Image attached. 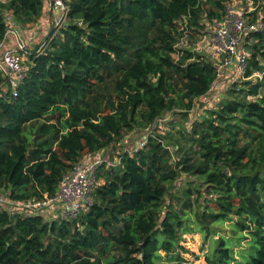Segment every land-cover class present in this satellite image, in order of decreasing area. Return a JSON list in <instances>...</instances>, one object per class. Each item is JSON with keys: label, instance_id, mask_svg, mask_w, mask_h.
Listing matches in <instances>:
<instances>
[{"label": "trees", "instance_id": "16d2710c", "mask_svg": "<svg viewBox=\"0 0 264 264\" xmlns=\"http://www.w3.org/2000/svg\"><path fill=\"white\" fill-rule=\"evenodd\" d=\"M233 1L66 2L68 23L28 56L18 96L7 87L0 96V188L13 199L54 196L87 156L112 152L120 164L99 168L77 219L0 212V264H182L192 231L213 242L207 264H264V0H250L263 29L246 44L242 80L191 118L217 96L216 62L195 46ZM46 10L45 0H0V43L7 16L33 31ZM138 132L141 147L116 151ZM227 222L232 237L220 234Z\"/></svg>", "mask_w": 264, "mask_h": 264}, {"label": "built area", "instance_id": "2783aa9c", "mask_svg": "<svg viewBox=\"0 0 264 264\" xmlns=\"http://www.w3.org/2000/svg\"><path fill=\"white\" fill-rule=\"evenodd\" d=\"M67 1L45 0L46 7L53 17V20L50 21L48 38L52 33L56 35L68 23ZM255 10V7L245 8L243 12L236 9L234 3H229L225 16L221 20H214L211 23L212 28L206 31L207 48L211 50L212 58L216 62L217 80L213 87H216L217 83L224 79L232 69H236L242 76L244 75L249 55L247 51V53L244 51L243 43L245 41L248 45L254 44L255 41L250 37L251 34L263 29L262 21L249 22L248 15ZM7 23L9 29L4 40L0 43V72L4 77V82L0 86V96L3 95V90L7 87L10 89L12 97H17V89L27 74L24 59L33 52L37 56L43 55L48 48L49 39L43 40L34 51L31 49L29 41L23 38L24 30L17 28L12 16H7ZM9 35L13 36L14 47L6 44ZM5 46L11 49L4 51ZM256 76L261 77L258 74ZM104 164L119 165L120 159L116 158L112 161L109 155L101 153L85 157L83 161L74 164L72 169L63 176L60 188L54 196L44 194L42 198L13 199L2 192L0 188V212L7 211L24 217L42 215L52 220L77 219L89 209L91 193L98 184V171Z\"/></svg>", "mask_w": 264, "mask_h": 264}, {"label": "rangeland", "instance_id": "374dc122", "mask_svg": "<svg viewBox=\"0 0 264 264\" xmlns=\"http://www.w3.org/2000/svg\"><path fill=\"white\" fill-rule=\"evenodd\" d=\"M3 1H7V0H3ZM233 3H234V6L236 7V9L243 11V12L245 11V8L246 9H252L253 8V5L251 4L250 0H234ZM250 21L251 20H249V22ZM28 27H30V26H28ZM33 28H34L33 31H38V29L36 27H33ZM211 28H212L211 23L208 24V26L206 25L207 30L205 29L204 36L206 34V31H208ZM198 41H200L199 38H197L195 43H197ZM207 41H208V36L206 35L204 38H202L200 43H198L195 46V49L199 53H205V55H207L208 57H212L213 54L210 52L211 50L209 48H207L208 47ZM40 43L37 46L33 45L31 47V49L36 50L39 47ZM183 43L185 44L186 41H181L178 46L185 47L186 45H183ZM186 47H188V46H186ZM245 47H246V42L244 41L243 49L245 52L246 51L248 52V49L245 50ZM26 59L27 58L24 59L25 65L27 64ZM255 77L257 78L258 76H255ZM241 80H242V74L240 72H238L236 69H232L225 76V78L220 80V82L217 83L216 87H214L213 92L217 95L216 98L211 97V99L208 101L209 102L208 104L204 103V102L197 103V106L195 109L196 111H193L192 115H191L192 122L194 120L195 121L200 120V118H201L200 116L205 114V113H203L205 111L204 109H207V108L208 109H215V107L217 105H219V103L222 100H224V98H226L228 96V93H229V90L231 89V87L235 84H239ZM219 84H221V85L218 87ZM169 119H172V121L175 123L177 122L180 125V127H182V128L185 127V122H187V121H184L182 119V117L172 116V115L167 116V118L164 121H168ZM164 121L162 122V126H161L163 129V132L160 131L161 134H164L165 131L169 130L168 126L164 124ZM176 129H175V131H176ZM135 136H137L136 139H138L140 141L143 137V133L138 132L135 134H130V135L128 134L125 137V140L122 142V144L116 146V151H118L119 153L122 154L125 151H128L132 148L135 149V148L141 147L140 143L137 144V142H135V138H134ZM101 154L102 155H104V154L109 155V157L112 161H114V156L117 155V154L114 155L112 152H101ZM116 165H118V164H116ZM186 179H188V176L182 175L181 178L178 180V183L175 184L174 189L172 191L175 193L183 191ZM190 227H193V226H190ZM218 227L221 229V232H220L221 235H225L228 237L234 236V234H232V232H231L232 227H231L229 222L224 223L223 225H219ZM218 236L219 235L215 236L213 239L216 240L218 238ZM235 237L241 238V237H244V235L237 232V233H235ZM245 242H242V245H245V247H247V243H245ZM212 243H213L212 241L206 240L203 234H199L195 231L184 232L183 233V240L180 243L181 246L184 247V249H185V251L182 252V257L184 259L182 264H207L205 256L207 255L208 251H210V248L212 247ZM239 251H240V248L236 247L235 252H236L237 256H239ZM161 255L164 256L165 253L162 251Z\"/></svg>", "mask_w": 264, "mask_h": 264}, {"label": "crops", "instance_id": "0c3cea01", "mask_svg": "<svg viewBox=\"0 0 264 264\" xmlns=\"http://www.w3.org/2000/svg\"><path fill=\"white\" fill-rule=\"evenodd\" d=\"M51 20H53V17L47 8V10L45 12H43V16L38 21L37 24L28 25L30 27H36L38 29V31H26V30L23 31V38L26 39L27 41H29L30 47H32L33 45L37 46L40 42H42L43 40L48 38V36L50 34L49 26H50ZM6 44L9 46L12 45L14 47V40L9 39V42L7 41ZM8 49H11V48H8L5 46L4 51L8 50ZM134 138H135V142H137V144L141 141V140L139 141L138 139H136L137 136H135Z\"/></svg>", "mask_w": 264, "mask_h": 264}]
</instances>
